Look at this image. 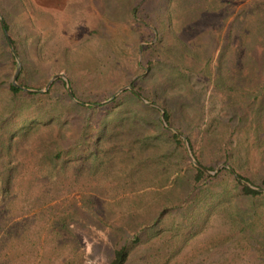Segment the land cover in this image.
Returning a JSON list of instances; mask_svg holds the SVG:
<instances>
[{
  "label": "rangeland",
  "instance_id": "obj_1",
  "mask_svg": "<svg viewBox=\"0 0 264 264\" xmlns=\"http://www.w3.org/2000/svg\"><path fill=\"white\" fill-rule=\"evenodd\" d=\"M252 4L263 8L264 0H65L57 10L42 8L37 0H0V13L11 26L9 35L16 39L26 69L30 86H24L42 89L53 75L65 73L67 87L72 88V79L85 106L68 105L64 121L54 117L46 127L35 118H19L10 164L0 150V264H109L118 243H130L136 235L143 241L134 246L126 264H260L235 251L237 233L220 206L190 207L182 196L181 203L164 208L172 200L170 185L183 170L177 149L170 141L151 137L152 115L145 119L136 106L122 111L108 100L146 76L142 48L158 42V51L148 55L155 66L142 83L145 88L173 106L182 121L230 117L231 97L221 88L223 81L218 83L214 65L230 21L235 19L236 39ZM172 29L195 52L212 56L210 66L186 53ZM231 65L228 56L221 66L224 75L235 86L243 85ZM55 93H61L59 87ZM47 101L43 96L31 105L46 109ZM137 111L141 122L133 125ZM58 133L65 135L67 147L82 142L81 157L71 154L64 168L47 154ZM231 137L236 149L205 136V160L217 169L224 165L226 151L249 152L245 169L263 175L261 151L248 143V133L239 128ZM95 141L98 153L93 155ZM188 153L192 159V150ZM6 169L11 177L7 185L2 183ZM233 175H223L216 188L225 190ZM187 215L195 217L193 223ZM144 231L151 234L147 241Z\"/></svg>",
  "mask_w": 264,
  "mask_h": 264
},
{
  "label": "trees",
  "instance_id": "obj_2",
  "mask_svg": "<svg viewBox=\"0 0 264 264\" xmlns=\"http://www.w3.org/2000/svg\"><path fill=\"white\" fill-rule=\"evenodd\" d=\"M134 12L135 16H137L139 12L137 6L134 7ZM245 13L242 25L237 30L236 39V36H234L235 19L230 21L227 27L228 30L226 29L227 41L214 65L217 68L215 69V77L218 83L223 81L224 84L221 88L226 89L231 97L232 111L230 117L227 119L215 117L210 121L206 118L207 122L205 123V120L201 123L200 119L182 121L176 118L173 106L166 101L158 100L154 92L145 88L142 83L153 72L155 66L154 60L148 55L158 51V42L143 46L142 49L146 55L145 60L148 65V72L146 76L135 79L132 85L144 98L164 108L163 117L167 124L165 125L162 121V116H160L162 110L159 107L145 103L131 89H127L117 95L110 104L122 107V111H125V108L130 105H134L139 108V111H143L145 119L152 115L154 118L152 117L151 122L154 124L155 132L151 137L170 141L177 149L178 162L183 164V170L177 171L170 185L172 188L169 190L170 194H173L172 200H170L171 203L164 208L176 206L177 202L181 203L182 196H185V201L190 207L191 205L195 208L211 206L216 210V207L220 206L223 210L228 211L231 228L237 233L236 242L233 246L235 251L238 250L239 255H247L253 259H259L260 264H264V174L253 176L247 172L243 162L249 159V152L241 155V153L228 150L223 153L221 158V162L225 165L222 170L214 175H209L201 167L195 165L190 158L186 141L182 137V134L186 136L192 153L198 162L207 169L214 171L216 170V165L212 162L208 163L205 160V154L201 150L205 149L203 145L205 136H208L221 147L236 149L235 138L232 139L231 135L233 136V133L241 128L249 135V138L246 139L248 143L255 149H260L259 151L261 152L257 154L259 158L262 157L261 159L264 162V18H261L264 16V7L260 8L252 4ZM150 22L154 27L158 28L157 23L152 20ZM149 29L152 31V28ZM6 30L8 32L11 31V26L5 18L2 21L0 17V63L3 64L5 69L0 71V150L4 152L5 162L10 164L11 148L15 140L13 130H16L22 124L20 120L17 121L19 118L29 116L35 118L41 126L46 127L52 124L53 121L51 120L54 117L63 122V114L66 112L68 105L74 108H84L85 106L81 101L77 103L71 97L64 78L56 79L44 93L29 92L22 87L14 85L11 79L16 71L18 61L12 47H14L19 56L20 51L16 39L10 36V42L6 35ZM172 32L176 40L185 44L186 53L203 67L210 66L213 61L212 56L208 57V54L202 55L195 52L190 44L179 36L177 31L172 29ZM230 55L232 56L233 64L231 67L236 68L237 72L240 73L242 80L244 79L243 85L235 86V80L228 79L223 73L221 66H225L228 56L231 57ZM25 74L26 69L23 66L18 75V82L23 86H30L26 82ZM70 84L75 97L81 99L72 79H70ZM58 87L61 90L60 94L55 93ZM43 96L48 100L46 109H41L38 106L32 107L31 101ZM90 108L93 107L90 106ZM139 111L132 116L133 125L141 122ZM32 126L29 125L27 127L30 128ZM25 127L24 130L27 131L28 128L25 129ZM64 140L65 135L58 133L48 144L50 146L47 153L48 159L55 163L58 168L61 165V167H65L71 154L81 157L78 154L80 153L79 146L82 142L78 140L75 148H70L64 144ZM233 145L236 146L232 147ZM97 146L98 142L95 141L93 143V155L98 153ZM8 170L6 169L4 179H2V183L6 185L11 179ZM223 175H233L231 185H227L225 190L216 188ZM244 181L250 185L244 183ZM187 217L191 220V223L194 222L193 219L195 217H192V219L188 215ZM145 236L144 241L151 238L149 231L145 232ZM141 241H143V238L136 235L130 243L127 240L123 243L119 242L109 264H126L132 249ZM216 246L219 248V244H216ZM232 256L234 258L235 253H232Z\"/></svg>",
  "mask_w": 264,
  "mask_h": 264
},
{
  "label": "water",
  "instance_id": "obj_3",
  "mask_svg": "<svg viewBox=\"0 0 264 264\" xmlns=\"http://www.w3.org/2000/svg\"><path fill=\"white\" fill-rule=\"evenodd\" d=\"M0 17L2 19V21H4V18L2 17L1 13H0ZM6 35L7 37L9 38L10 42H11V37L9 35V32L8 30H6ZM12 50L14 52V55L16 56L17 58V61H18V64H17V68H16V71L14 73V76H13V84L16 85V86H19V87H22L24 90L26 91H29V92H45L47 91L50 86L52 85V83L56 80V79H59V78H64L67 80V75L65 73H57L55 75H53L51 77V79L48 81V83L45 85L44 88L42 89H34V88H29V87H26V86H23L21 85L19 82H18V75L21 71V68H22V63H21V60H20V57L18 55V53L16 52V50L14 49V47H12ZM126 89H131L132 91H134L145 103H148V104H151V105H156L157 107H159L161 110H162V121L163 123L166 125V121L164 120V117H163V114H164V108L162 106H160L159 104H155V103H152L151 101H148L146 98H144L140 93H138L135 88L131 85V84H128V85H125L123 87H121L119 90H117L108 100H111L113 98H115L117 95H119L122 91L126 90ZM68 91L71 95V97L75 100V101H78L79 100L75 97L73 91H72V88L70 86H68ZM178 131V130H176ZM179 132V131H178ZM182 137L184 138V140L186 141V146L188 148V151L190 152L191 154V149H190V146L188 144V141H187V138L184 134H182ZM192 156V160L193 162L195 163V165H197L198 167H201L206 173H208L209 175H214L216 174L222 167H224L225 165H220L217 167L216 170L214 171H211L209 169H207L206 167H204L203 165H201L198 160L191 154ZM236 175V174H235ZM244 183L250 185L249 183L245 182Z\"/></svg>",
  "mask_w": 264,
  "mask_h": 264
},
{
  "label": "crops",
  "instance_id": "obj_4",
  "mask_svg": "<svg viewBox=\"0 0 264 264\" xmlns=\"http://www.w3.org/2000/svg\"><path fill=\"white\" fill-rule=\"evenodd\" d=\"M45 1H52L51 4H48V3H44ZM44 2H41L40 0H37V3L38 4H41L40 6H42V8H47L49 10H57V4L58 3H64L65 0H45Z\"/></svg>",
  "mask_w": 264,
  "mask_h": 264
}]
</instances>
